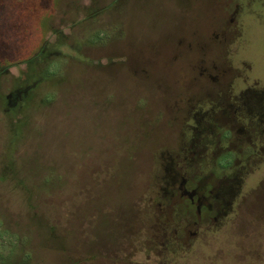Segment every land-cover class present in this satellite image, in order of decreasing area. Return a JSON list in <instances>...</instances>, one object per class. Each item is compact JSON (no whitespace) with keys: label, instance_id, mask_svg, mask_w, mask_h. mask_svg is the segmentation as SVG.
I'll return each instance as SVG.
<instances>
[{"label":"rangeland","instance_id":"rangeland-1","mask_svg":"<svg viewBox=\"0 0 264 264\" xmlns=\"http://www.w3.org/2000/svg\"><path fill=\"white\" fill-rule=\"evenodd\" d=\"M226 2L240 7L235 36L214 41L230 61L232 93L255 80L264 88V0ZM199 9L0 0V264H264V214L199 221L178 189L185 177L209 190L233 170L199 151L209 135L189 144L164 100L183 70L161 68L159 56L186 46L171 35ZM142 60H153L151 71L134 68ZM196 77L199 69L187 76ZM260 158L241 169L238 207L263 189ZM241 218L246 227L235 226Z\"/></svg>","mask_w":264,"mask_h":264},{"label":"flooded vegetation","instance_id":"flooded-vegetation-1","mask_svg":"<svg viewBox=\"0 0 264 264\" xmlns=\"http://www.w3.org/2000/svg\"><path fill=\"white\" fill-rule=\"evenodd\" d=\"M186 1L200 3V9L191 25L171 35L173 39L189 38L190 41L186 46L175 49L172 53L171 48L170 53L168 51L163 58L159 56L162 59L161 68L173 69L178 65L183 70V76L176 81H179L175 86L178 87L177 90H170L172 94L164 100L170 107L176 109L175 113L178 116L171 119L173 122L178 120L183 123L189 144L194 147L196 142L201 141L199 138L202 134L209 135L208 139H204L202 149L199 151L213 152L208 162L222 169L233 170L227 175L219 176L220 182L209 190L201 180L194 185L193 182L182 177L178 188L180 196L186 197L192 203L188 206L194 208L199 221L212 219L217 221L236 209L239 210L240 216L264 214V186L260 192L251 193L256 195L254 200L247 201L243 196L244 203L240 207L239 204L238 206L235 204L241 192L243 180L240 176L241 169L252 162L256 164L262 162L261 158L257 159V162L252 159L254 155L264 153V88L257 87L259 81L255 80L254 85H246L237 94H233V80H228L226 74L231 70L228 64L230 61L226 60V53L221 48L223 41H214V39L225 40L235 36L234 26L237 25L234 24L237 23L240 7L236 5V9L231 11V3H227V0ZM225 18L229 19L226 26L223 24ZM117 36L120 37V33ZM209 37L211 39L208 40ZM179 43L182 44L183 41L180 40ZM113 54L117 57L114 63L120 62V52L113 51ZM177 58H180V62L173 64V60ZM153 60L151 62L142 60L135 63L137 68H134L138 72L147 73L151 71L150 64H153ZM107 64L110 66L112 63L105 65L108 66ZM197 69H199V77L187 78L189 72ZM211 71L218 72L217 76ZM220 76L224 78L223 81H219ZM208 77L213 81L218 80L219 84L210 87L207 82ZM246 82L247 80L243 81ZM166 87L172 89L174 85ZM180 92L190 94L181 96ZM173 128L171 126L172 131ZM189 161L196 162L194 158ZM171 179L174 182L175 179ZM190 208L187 209L191 210ZM239 221L235 226L246 227V220L241 218Z\"/></svg>","mask_w":264,"mask_h":264}]
</instances>
